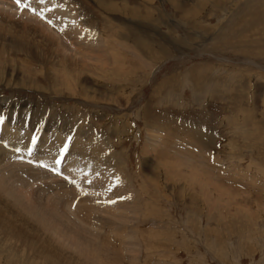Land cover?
I'll return each mask as SVG.
<instances>
[{
    "label": "rangeland",
    "instance_id": "1",
    "mask_svg": "<svg viewBox=\"0 0 264 264\" xmlns=\"http://www.w3.org/2000/svg\"><path fill=\"white\" fill-rule=\"evenodd\" d=\"M17 1L0 0V11L4 10L3 13L2 11L0 13V16L2 14L0 20L2 22H0V25H2L0 26L2 34H0L2 36L7 35L5 34L7 33L6 29L10 28L8 27L9 24L7 22L5 24L2 20L3 16L6 19L14 16L10 20L15 18L13 20L15 23L21 21L20 23H16L17 25H14L13 21H11L13 24L11 26L15 29L18 28V25H22L24 19L32 22L38 18L36 22H32L33 26H35L34 24L41 25H38V27L42 29L43 27L46 28V31L51 36L53 34V37L55 36L54 38L56 39L63 37L61 34L63 30L61 28L57 29V25H54L52 22V26L42 23L44 11L36 10L42 7L31 5L32 0H19L20 3ZM116 1L119 2L120 0H115L114 2ZM141 1L126 0L125 3L130 8L142 9L143 12H138V16L144 17L145 4ZM189 1L192 0H148L149 4L146 7L149 12H146V15L153 14L152 16L150 15V19L154 20L152 22L150 19L144 22L132 19L129 16L102 13L91 0L75 1L83 9L86 8L88 10V14L96 23L97 20L99 23L104 21L107 24L108 22H113V24L116 22L121 26L119 27L120 29L118 28L119 33H126L130 41L133 40L137 43L146 41V45L150 48L152 47L151 50L149 48L150 51H148L149 54L146 58L132 55V52L128 53L129 51L127 52V50L125 52L131 56H126V58L124 55H121L110 59V55L104 53L103 57L105 56V59L108 60L107 65L103 67L106 70L105 72L94 69L93 71L92 68L96 64L91 63L92 61H87L86 63L89 66L83 68L80 80L75 82L76 86H74V83L72 86L69 84L67 88H53L50 86L52 85L49 81L51 76L53 77L56 72L58 74L62 69L58 66L57 60L50 59L51 56L48 60H52L53 66L57 67L51 66L52 68L50 67V70L45 72L46 69L42 67L41 63L38 62L37 64V61L32 58L28 60L26 58L28 56L22 52L9 56V61L6 60L7 54L0 53V55H5L0 58V113H2L0 114V156L4 151L9 154L12 153L10 154L11 157L8 153H6L7 155L4 153L0 157V168L3 170L6 167L7 172H9V169L13 167L14 172L18 176L12 174L13 170H11L12 173L9 172L11 176H15L16 179L21 177L16 182H13L15 179H11V176L7 180L6 175L8 173L4 169L3 171L6 175L4 172L2 173L6 176L5 182L9 183V185L15 183L14 186L11 185L17 188L19 184H22V182H18L22 178H25L23 179L24 184L19 186V188L24 186L21 191L22 193L23 191L26 193L29 190V192L36 193L37 196L40 194L44 200H41L42 198L38 196L41 200L39 202L44 205L46 202L48 204L51 200L53 202L56 200V203L53 204L51 201V204L57 205V208L59 207L57 211L64 210L65 214L78 223L79 221L74 217L73 211L78 208L79 202L81 204L83 201V206L82 204V207L79 206L80 209H83L82 215L88 214V205H90L91 209H96L98 206L100 212H97L96 209L98 217L100 216V219L109 222L107 225L103 221H100L102 229H95V226L91 227L90 225L87 227L88 225L85 222L84 224L79 223L83 228H88V232L99 235L98 243L103 244L101 245L103 251H110L96 253L97 259L101 256L99 261L96 258L90 261L86 259L88 257L81 258L77 251H74L68 245L67 248L70 249L67 250L59 246L56 248H60L58 250L62 255L57 258L63 262L61 261L60 263L59 260H55L51 264H264V28L262 30L263 33L261 31L258 35L254 34L253 36L251 35L255 33L253 32L254 29L243 33L244 29H246L244 26L240 30L236 27L232 28L234 20H238L239 22H247L249 20V26L253 28L257 27V25L259 28L264 27V18L262 16L264 15V0H225L226 2L222 0L215 5V8L206 6L201 11H198L196 15H192L191 11L193 7L189 5ZM174 2L180 6L183 4L182 7L186 10L185 14H188V16H185V14L184 16L181 15L174 8ZM7 4L11 8H8ZM11 4H13V8ZM53 4L55 5V3ZM46 5L49 6L48 3ZM251 7H254V9L252 10ZM24 9L27 11H23ZM228 9L230 10L228 11ZM245 9L249 12L247 13V10L245 12ZM11 11L14 12L11 13ZM22 11L27 12L29 15L22 13ZM251 11H257L259 15ZM159 12H162V14L158 17L156 14ZM16 13L20 15L18 14L17 16ZM249 13H251V16H249ZM171 14L180 19H173ZM16 17L18 18L16 19ZM5 18L4 20H6ZM109 19L112 20L109 21ZM257 20L260 21L258 22ZM3 24L6 26L4 27ZM152 24H155L157 27L155 25L152 27ZM187 24H190V27ZM224 25L226 27L229 25L227 28L232 27L230 30H227ZM222 26L224 27L222 28ZM13 27H11V31L15 30ZM101 27L104 28L105 26ZM105 29L106 36L109 35L108 38H110V33L107 31V28ZM225 30H227L226 33ZM216 34H220V36L213 39ZM95 35V37L91 36V38L89 36L88 38V42L92 43L90 46H98L101 50H104L101 40H107L102 38V35L99 37L97 36L98 34L95 33ZM131 36L132 38L135 36V39H131ZM9 37L11 35H8L6 39L1 38L3 41L4 39L7 41ZM1 38L0 41L2 40ZM243 42H245L244 49L241 50L239 47L233 48L237 43ZM68 43V39L66 38L65 44L67 45ZM87 45L88 43H85V46ZM249 45L252 47H249ZM90 46L88 45L87 47ZM128 48L130 47L128 46ZM121 49L124 48L121 47ZM153 49L156 51H153ZM72 53L74 52L68 51L64 57L69 59V61H73V63L74 60L80 63L82 60H79L77 57L73 58L74 60H70L73 56ZM253 56L257 57L254 58ZM246 60L248 62L250 60L253 61L254 65L251 64V66ZM18 61L24 65H16ZM146 63L151 66L149 67L148 65L146 67ZM91 64L94 65L90 66ZM256 66L262 69V71H258L255 68ZM100 67L98 66V68ZM13 71H18V74L13 75ZM28 74H30L29 77L33 80L31 84L25 85L26 87H22V84H20L21 86H14L13 83L17 85L20 83L19 79L21 77L24 78ZM48 74H50V79L47 76ZM163 80L164 82H162ZM80 81L83 86H80ZM79 87L82 88L80 89ZM4 107H6L7 111ZM76 131H80L81 135ZM82 135L87 136V138ZM2 147L3 150L1 149ZM100 147L103 148L104 152H101ZM84 148L86 150H83ZM12 151L15 153L13 154ZM92 153L95 157L93 155L91 157ZM102 153L103 155H101ZM104 155L106 156L104 157L105 159L102 158ZM89 158L93 161L96 160L91 162ZM76 159L77 162H74ZM106 159L107 161H105ZM110 159L113 162H110ZM80 160L85 163L89 162V165L86 167L87 163L83 165ZM115 160L116 162L120 161L116 164L117 166L120 165L118 166L120 169L127 168L124 173L126 183H129V186L126 183L125 185L124 183L123 185L120 184V182L124 181V176L120 170L117 171L115 179L109 176L112 171V175L115 174ZM3 161L6 164L9 161L13 165L11 163L10 165L9 163L6 165ZM32 161H35L34 166ZM78 162L82 168L78 165ZM67 163H70V168ZM1 164H4L3 167H5H1ZM106 164L109 167L105 168ZM16 165H18L19 171L22 169L21 167L25 166L24 168L27 170L25 171L24 169V171L26 173H23V169L22 172H19ZM75 165L79 166L77 167L78 170ZM8 166L11 168H8ZM83 166L85 167L83 168ZM28 167L31 169L28 170ZM64 167L65 169H63ZM97 167L99 169H96ZM193 167L196 170H193ZM92 169L93 172L96 171L94 172L95 174H90V172L92 173ZM63 170L65 172H62ZM102 171L103 174H101ZM202 171L203 173L208 172L212 174L210 183L214 184V186H210L207 182L203 181L202 184L198 183L202 179L205 180L201 174ZM35 172H41L47 178L51 176L53 181L55 179L56 183L54 181V187H52L53 184L51 182L53 181L50 180L51 178L47 179L50 182H45L47 184L48 182L50 183L47 188V193L50 195L44 193L47 191L46 188H43L46 185L43 183L46 177H42L43 179L38 178L41 177L39 176L41 173L39 175L36 174V176ZM97 172L99 173L97 174ZM192 172L201 174L199 177L198 174L196 176L199 179H195V175ZM126 173L128 176H126ZM29 174H32L33 177L36 176V179L27 180L28 177H32ZM48 174H50L49 177ZM106 176L111 179H107ZM75 177H79L77 180L83 179V184L81 181L83 187L80 183L77 185V181L73 182ZM37 179L41 180L36 182ZM104 179H110L112 182L115 180L114 183L119 185L117 188L119 192L117 197L119 199L117 197H110L109 189H112L111 182L109 183ZM9 180L11 181L9 182ZM26 181L30 182L25 185ZM32 181L35 182V184L33 183V187L31 186ZM40 182V185L43 184L42 187H39L41 190L37 188ZM6 183L4 184L6 185ZM95 183H97V186H94ZM29 184H31L32 188L30 187L31 189L27 190ZM85 184L87 185L86 187ZM106 185L107 187H105ZM13 187L10 188L9 186L10 189H13ZM57 187L58 189H56ZM9 188L8 190H10ZM114 188L113 186L111 192ZM120 188H122V191ZM62 189L63 191H61ZM35 190L36 192H34ZM57 190L61 192H57ZM132 190H135L134 194H137L133 195ZM7 191L3 192L0 188V208L2 206L0 210L5 211H2L3 214L0 211L1 217L5 221L6 218H9V220L13 219L14 221H10L14 227L16 226L14 232L19 234L21 229L28 227H21V223H24V221L20 219L19 223H14L17 218L7 213L5 206H9L13 211L17 210L21 214L24 213L23 217L27 213L28 215L25 218L29 217L33 221L35 219L30 217L31 215L19 205L18 201H21V199L19 200V191L15 193V190L14 192L10 190L13 192L12 194H16L14 195L18 201L14 200L16 197H13V195L11 196L12 198L10 196L7 197L6 194H11V192L9 194ZM37 191L42 192L38 193ZM105 192H107L106 195L112 201L109 200L108 202V199L105 200L107 196L103 199ZM120 192H123L124 197L126 196L125 199L129 198L132 201L134 199L139 214H134L133 211L127 210L124 212L126 215L123 214L122 216L121 213V216L118 217L120 215L118 214L120 212L118 205L121 206L120 202L124 198ZM57 194L60 195L58 196ZM96 195L97 201L99 200L100 203H97ZM24 196L25 194H20V198L23 201ZM47 197L50 201L46 200ZM10 198L11 201L14 198L12 204ZM36 200L38 201L39 199ZM115 201L118 203L114 207ZM14 202L17 203L15 204L17 206L14 205ZM106 202L109 204L107 205ZM12 205L14 206L12 207ZM58 205L63 207H61L62 210ZM99 205L103 207L101 208L102 210L105 206L104 212L105 210L107 212L103 213ZM107 206L113 209L114 212L110 210L111 213ZM118 208L119 212H117ZM53 209L56 210V208ZM52 211L57 213V211ZM127 212H131L128 214L129 216H127ZM107 213L109 215L108 220H106L107 216L105 215ZM115 213L116 215H111ZM132 213L133 215L130 216ZM100 214L106 217L103 216L104 218H101ZM124 216L133 217V221L129 218H125V221L123 219ZM28 223L31 224V222ZM91 224H93L92 221ZM111 224L116 227L119 225L116 228L117 232L113 234L111 233ZM126 231H129L128 234H126ZM23 236L25 237V235ZM42 238L45 241L48 239L46 235L38 237V234L31 239L34 242L33 244H36ZM127 238L131 240H129L130 245L127 243ZM26 241L28 240L25 238L18 239L12 233L0 230V264H47L45 255L37 253L36 250H29L25 245L28 244ZM54 242L56 241L54 240ZM121 242H124V245H128L123 246ZM131 245L132 247L135 245L133 249L130 247ZM90 253V256L94 255V252L90 251ZM64 254L66 255L64 256ZM76 256L79 257L76 258ZM67 257H71L72 261H68ZM65 258H67V261H65ZM83 258H85L86 262L88 260V263Z\"/></svg>",
    "mask_w": 264,
    "mask_h": 264
},
{
    "label": "bare ground",
    "instance_id": "2",
    "mask_svg": "<svg viewBox=\"0 0 264 264\" xmlns=\"http://www.w3.org/2000/svg\"><path fill=\"white\" fill-rule=\"evenodd\" d=\"M4 1V0H3ZM15 1V0H14ZM23 1H26V0H23ZM77 2V0H52V2H51V0H32V2H31V5H33V6H35V7H42L41 9L39 8H35L36 10H42V11H44V20L42 21V23H46V25H49V26H52V24H51V22L54 24V25H57V29L58 28H61L63 31H62V35H63V37L62 38H54L53 37V34H52V36H51V34L50 33H48V31H46V28H44L43 26V29L40 27H38V25L37 24H34L35 26H33V24H32V22L34 23V22H36V20L38 19H36L35 21L33 20L32 22L31 21H29V20H25L24 18V22H22V25H18V28H14L13 26H11V24L13 23L14 25H17L16 23H20L21 21H18V20H16V21H18V22H16L15 23V21H13V20H10V18L12 19L14 16H10V14H9V16L10 17H8L9 19H6L4 16H3V18H2V20L4 21V23L6 24V22L9 24V26L8 27H10V28H8V29H6V32L7 33H5V34H7V35H5V36H2L1 34V32L2 31H0V35H1V37L2 38H7L8 37V35H11V37H9V40H7V41H5V39H4V41H3V39L0 41V42H3V43H0V53L1 54H7V56H6V60L7 61H9V59H8V57L9 56H11V55H16V53H18V52H22V53H24L26 56H28V57H26L28 60H31L30 58H32V59H34L35 61H37V64H38V62L39 63H41L42 64V67H44L46 70H45V72H48V70H50V67L52 66V67H57V66H53L54 64L53 63H51L52 62V60L51 61H49L48 59H49V57H50V59L52 58V59H54V60H57V63L59 64L58 66H60L62 69L60 70V72L57 74V72L55 73V75H53L52 73V75H53V77L51 76V79H50V74H48L47 76H48V78L50 79L49 81H50V83L52 84V85H54V86H52V85H50L51 87H63V88H67L68 86H69V84H71V86L73 85V83H74V86H76V83L75 82H78V80H80V77H81V74H83V68H86V66H89V65H87V61H92L91 63H95L96 64V66L94 65V67L92 68V70L94 69V70H101V71H106L103 67H104V65H107V62H108V60L107 59H105V56L103 57V54L104 53H106V54H108V55H110V59L112 58H115V57H117V56H121V55H124V57L126 58V56H131V55H128V53H131L132 52V55H135V56H137V57H140V56H142V57H147V55L149 54V52L148 51H150L151 50V48L148 46V45H146V41H142V42H140V43H137L136 41L134 42L133 40L132 41H130L129 40V36H128V38H127V36H126V33H119V31H118V28L119 27H121L119 24H117L116 22H115V24H113V22L112 23H110V22H108V24L107 23H105L104 21H101L102 23H99L98 22V20H97V23H96V21L94 20V19H92V17L88 14V10L86 9V8H82V6L79 4V3H76ZM93 3H94V5L99 9V10H101V12L102 13H107V14H119V15H121V16H129V17H131L132 19H136V20H141V21H144V22H147V20H149L150 19V17L153 15H146V12H149V11H147L148 9H147V4H149L147 1L148 0H140L141 2H143L145 5H144V12H145V16L144 17H140V16H138V12L139 13H141V12H143V10L142 9H140V8H130V7H128V4L127 3H125V1H119V2H114L115 0H91ZM129 1V0H128ZM138 1V0H137ZM163 1V0H162ZM220 1H222V0H192V1H189V5H191L193 8V10L191 11L192 12V15H196L197 13H198V11H201L202 9H204L206 6H211V7H213V8H215V5L216 4H218ZM225 1V0H224ZM18 2V1H17ZM147 2V3H146ZM152 2H154V1H152ZM156 2V1H155ZM226 2V1H225ZM2 3H4V2H2ZM1 3V4H2ZM10 3H11V1H10ZM10 3H8V4H10ZM20 3V2H19ZM46 3H48L49 4V6L48 5H46ZM53 3H55V5L53 4ZM142 3V4H143ZM168 3V2H167ZM7 4V5H8ZM130 4V3H129ZM158 4V3H157ZM159 4H161V3H159ZM225 4V3H224ZM13 4H11V6H12ZM23 5V4H22ZM154 5H155V3H154ZM162 5V4H161ZM171 5V4H170ZM183 5V4H182ZM182 5L180 6V5H178L176 2H174V8L177 10V11H179L180 13H181V15H183L184 16V14H185V11L186 10H184V8L182 7ZM221 5H222V3H221ZM2 6V5H1ZM6 6V5H5ZM9 6V7H8ZM8 6H6V7H8V8H11L10 7V5H8ZM15 6V5H14ZM136 6V5H135ZM166 6V5H165ZM251 6H253V5H251ZM140 7V6H139ZM151 7V6H150ZM156 7H157V5H156ZM159 7H160V5H159ZM164 7V6H163ZM240 7V6H239ZM255 7V6H254ZM254 7L252 8V10L254 9ZM12 8H13V6H12ZM27 8V7H26ZM173 8V10H175ZM225 8V7H224ZM249 8V7H248ZM152 9V8H151ZM151 9H150V11H151ZM159 9V8H158ZM166 9H168V8H166ZM208 9H209V7H208ZM219 9H220V7H219ZM223 9V8H222ZM243 9V8H242ZM29 10V9H28ZM169 10V9H168ZM171 10V9H170ZM209 10H211V9H209ZM209 10H207V11H209ZM213 10V9H212ZM230 9H228V11H229ZM234 10V9H233ZM246 10L247 9H245V12H246ZM261 10V9H260ZM2 11V10H1ZM1 11H0V13H1ZM4 11V10H3ZM3 11H2V13H3ZM17 12H18V10H16ZM23 11H27V10H23ZM22 11V13H25V12H23ZM42 11H40V12H42ZM218 11V10H217ZM226 11V10H225ZM232 11V10H231ZM238 11H239V9H238ZM241 11V10H240ZM264 11V10H263ZM6 12V11H5ZM12 12H14V11H11V13ZM28 12H30V11H28ZM36 13H37V11H35ZM167 12H169V11H167ZM189 12V11H188ZM249 11L247 10V13H248ZM251 12H254V11H251ZM260 12H262V11H260ZM259 12V13H260ZM39 13V12H38ZM95 13V12H94ZM99 13H100V11H99ZM166 13V12H165ZM238 13V12H237ZM255 14H258L257 13V11L256 12H254ZM17 14V13H16ZM15 14V15H16ZM19 14V13H18ZM18 14H17V16H18ZM25 14H27V12L25 13ZM160 14H162V12H159L158 14H156V15H158V17L160 16ZM225 14V13H224ZM230 14V13H229ZM233 14V13H232ZM242 14V13H241ZM250 15L249 16H251V13H249ZM20 15V14H19ZM24 15V14H23ZM27 15H29V14H27ZM164 15V14H163ZM175 15H176V13H175ZM231 15V14H230ZM235 15V14H234ZM238 15H240V13H238ZM246 15V14H245ZM259 15V14H258ZM32 16H34V15H32ZM120 16V17H121ZM142 16V15H141ZM165 16V15H164ZM163 16V17H164ZM171 16H172V14H171ZM174 16V15H173ZM172 16V18L173 19H175L176 17L174 16L173 17ZM185 16H188V14H185ZM225 16V15H224ZM224 16H223V18H224ZM241 16V15H240ZM248 16V15H247ZM246 16V17H247ZM248 16V17H249ZM263 16V18H264V15H262ZM1 17H2V14H1V16H0V20H1ZM22 17V16H21ZM24 17H26V15H24ZM93 17H94V15H93ZM163 17H162V19H163ZM235 17V16H234ZM246 17H242V18H246ZM4 18L6 19V20H4ZM18 17H16V19H17ZM102 18V17H101ZM165 18V17H164ZM187 18V17H186ZM226 18V17H225ZM233 18V17H232ZM236 18H238L237 16H236ZM42 19V18H41ZM98 19V18H97ZM103 19H105V18H103ZM159 19V18H158ZM157 19V20H158ZM177 20L178 19H180V18H176ZM182 19V18H181ZM227 19V18H226ZM251 19V21H252V18H250ZM10 20V21H9ZM51 20V21H50ZM112 19H109V21H111ZM115 20V19H114ZM151 20V19H150ZM169 20V19H168ZM184 20V19H183ZM191 20V19H190ZM190 20H188V21H190ZM193 20V19H192ZM198 20V19H197ZM220 20V19H219ZM229 20V19H228ZM261 20V19H260ZM259 20V21H260ZM11 21H13L12 23H11ZM152 21H154V20H151V22ZM165 21V20H164ZM175 21V20H174ZM236 20H234L233 22V27L232 28H234V27H236V28H238V30H240V28L242 27V26H244L246 29H244V31H243V33L245 32V33H247L248 31H251V30H253V32H255V33H253L251 36H253L254 34H256V35H258L259 33H261V31L263 30V28L264 27H261V28H259L258 27V25H257V27H255V28H253V27H250L249 26V23H248V21L247 22H239L238 20L235 22ZM258 21V20H257ZM258 21V22H259ZM1 22V21H0ZM138 22H140V21H138ZM181 22V21H180ZM220 22V21H219ZM224 22V21H223ZM222 22V23H223ZM228 22V21H227ZM252 22H254V21H252ZM258 22H256L257 24H259ZM2 23V22H1ZM0 23V24H1ZM121 23H122V20H121ZM120 23V24H121ZM126 23V22H125ZM124 23V24H125ZM143 23V22H142ZM169 23V22H168ZM175 23V22H174ZM173 23V24H174ZM187 23V22H186ZM189 23V22H188ZM192 23V22H191ZM221 23V24H222ZM225 23V22H224ZM229 24H230V22H228ZM255 23V24H256ZM261 23V22H260ZM263 23V22H262ZM12 24V25H13ZM40 24H41V22H40ZM104 24V25H103ZM134 24V23H133ZM145 24V23H144ZM156 24V23H155ZM154 24V25H155ZM159 24V23H158ZM218 24V23H217ZM216 24V25H217ZM221 24H220V26H221ZM250 24H253V23H250ZM45 24H44V26H46ZM119 25V26H118ZM127 25V24H126ZM153 25V24H152ZM151 25V26H152ZM154 25L152 26V27H154ZM176 25V24H175ZM188 25V24H187ZM186 25V26H187ZM190 25V24H189ZM188 25V26H189ZM194 25V24H193ZM0 26H2V25H0ZM3 26H4V24H3ZM6 26V25H5ZM4 26V27H5ZM39 26H41V25H39ZM101 26H105L104 28H102ZM122 26H123V24H122ZM128 26V25H127ZM126 26V27H127ZM131 26H132V24H131ZM156 26V25H155ZM183 26V25H182ZM218 26V25H217ZM225 26V25H224ZM224 26H222V28L224 27ZM260 26V25H259ZM4 27H3V29H4ZM11 27H13L15 30L14 31H11L12 30V28ZM101 27V28H100ZM142 27V26H141ZM146 27V26H145ZM149 27V26H148ZM157 27V26H156ZM159 27V26H158ZM173 27H176V26H173ZM190 27V26H189ZM226 27V26H225ZM227 27H229V25L227 26ZM226 27V28H227ZM230 27V28H231ZM105 28H107V31L110 33V38H108V36H106V34H105ZM123 28H125V27H123ZM164 28V27H163ZM170 28V27H169ZM220 28V27H219ZM230 28H227V30L229 29L230 30ZM10 29V30H9ZM120 29V28H119ZM150 29V28H149ZM100 32H99V31ZM123 30V29H122ZM128 30V29H127ZM224 30V29H223ZM227 30H225V33L227 32ZM232 30V29H231ZM61 31V30H60ZM130 31H131V29H130ZM153 31V30H152ZM168 31V30H167ZM172 31V30H171ZM170 31V32H171ZM221 31V30H220ZM236 31H237V29H236ZM4 32V31H3ZM54 32V31H53ZM154 32H156V30H154ZM173 32V31H172ZM212 32V31H211ZM210 32V33H211ZM233 32V31H232ZM234 32H235V30H234ZM239 32V31H238ZM95 33L96 34H98L97 36L99 37L100 35H102V38H104L105 40H107V41H102L101 40V42L103 43V48H104V50L102 51L101 49H100V47H98V46H95V47H93V46H90V44H92V43H89L88 42V38H89V36L91 37V36H96L95 35ZM215 33V32H214ZM220 33H222V32H220ZM224 33V34H225ZM240 33V32H239ZM242 33V34H243ZM262 33H263V31H262ZM60 34V35H61ZM125 34V35H124ZM223 34V35H224ZM228 34V33H227ZM4 35V34H3ZM61 35V36H62ZM123 35H124V37H123ZM143 35V34H142ZM222 35V37H224ZM226 35V34H225ZM229 35V34H228ZM234 35V34H233ZM240 35V34H239ZM264 35V34H263ZM146 36V35H145ZM202 36V35H201ZM220 36V34L218 35V34H216L214 37H213V39H215V38H217V37H219ZM241 36V35H240ZM135 37V36H134ZM133 37V38H134ZM146 37H148V36H146ZM210 37H211V35H210ZM226 37V36H225ZM232 37V36H231ZM237 37H239L238 35H237ZM259 37V36H258ZM66 38L68 39V44L66 45L65 43H66ZM92 38V37H91ZM91 38H90V42H91ZM132 38V36H131V39H133ZM174 38V37H173ZM233 38H234V36H233ZM232 38V39H233ZM240 38V37H239ZM243 38V37H242ZM257 38V37H256ZM65 42H63L62 40ZM94 39V38H93ZM98 39V38H97ZM135 39V38H134ZM136 39H137V37H136ZM177 39V38H176ZM175 39V40H176ZM225 39V38H224ZM235 39V38H234ZM211 40V39H210ZM209 40V41H210ZM219 40H221V39H219ZM218 40V41H219ZM24 41V42H23ZM97 41V40H96ZM131 43H130V42ZM141 41V40H140ZM226 41V40H225ZM231 41V40H230ZM255 41V40H254ZM253 41V42H254ZM261 41V40H260ZM99 43H100V41H98ZM208 42V41H207ZM222 42V41H221ZM227 42H229V41H227ZM240 42V41H239ZM242 42V41H241ZM245 42H246V40H245ZM245 42H243V43H237V45H235L233 48H236V47H239V48H241V50L242 49H244V47H245V45H244V43ZM6 43V44H5ZM85 43H88V45L90 46V47H87V46H85ZM97 43V42H96ZM150 43V42H149ZM249 43V42H248ZM257 43V42H256ZM261 43V42H260ZM5 44V45H4ZM93 44H94V42H93ZM131 44V45H130ZM151 44V43H150ZM236 44V43H235ZM130 47V48H128V46ZM180 45V44H179ZM234 45V44H233ZM68 46V47H67ZM102 46V45H101ZM118 46H121V47H123L124 49H121V47H119L118 48ZM257 46H258V44H257ZM263 46V45H262ZM154 47V46H153ZM157 47V46H156ZM247 47V46H246ZM249 47H252V46H250L249 45ZM149 48H150V50H149ZM254 48V47H253ZM256 48V47H255ZM74 49V50H73ZM194 49V48H193ZM125 50H127V52L128 53H126L125 52ZM160 50V49H159ZM162 50V49H161ZM234 50V49H233ZM68 51H71V52H74V53H72L73 54V56H72V59L70 58V60H74L76 57L79 59V60H82V61H80V63H79V61L78 62H76V60H74V63H73V61H69V59H66V57H64V55H66V53L68 52ZM153 51H156V50H154L153 49ZM100 52H102V53H100ZM234 52V51H233ZM239 53H240V51H238ZM151 53V52H150ZM161 53H162V51H161ZM237 53V52H236ZM243 53L246 55V53L243 51ZM249 53V52H248ZM247 53V54H248ZM71 54V53H70ZM155 54V53H154ZM5 55H0L1 57L0 58H2L3 56H5ZM150 55H152V54H150ZM164 55H165V53H164ZM237 55V54H236ZM250 55V54H249ZM253 55V54H252ZM71 56V55H70ZM155 56V55H154ZM248 56V55H247ZM251 56V55H250ZM94 57V58H93ZM249 57V56H248ZM254 57V56H253ZM255 57H257V56H255ZM254 57V58H255ZM74 58V59H73ZM108 58V57H107ZM152 58V57H151ZM150 58V59H151ZM155 58H157V57H155ZM250 58V57H249ZM141 59H143V58H141ZM18 60V59H17ZM53 60V61H54ZM124 60V59H123ZM122 60V61H123ZM145 60V59H144ZM147 60H148V58H147ZM264 60V59H263ZM10 61H11V59H10ZM146 61V60H145ZM151 61H153L152 59H151ZM261 61V60H260ZM118 62V61H117ZM246 62H248L247 60H246ZM10 63V62H9ZM8 63V64H9ZM36 63V62H35ZM57 63H55V64H57ZM224 63V62H223ZM248 63H250V65L251 64H253L254 65V63H253V61H251L250 60V62H248ZM4 64V63H3ZM18 64H22V65H24L23 63H20V61H18V63L16 64V65H18ZM32 64V63H31ZM34 64V63H33ZM109 64V63H108ZM147 64V63H146ZM6 65V64H5ZM19 65V66H20ZM28 65V64H27ZM36 65V64H35ZM40 65V64H39ZM92 64L90 65V66H93ZM122 65V64H121ZM149 64H147L146 65V67L148 66ZM227 65H228V63H227ZM29 66V65H28ZM32 66V65H31ZM98 66L100 67V68H98ZM151 65H149V67H150ZM252 66V65H251ZM51 67V68H52ZM17 68V67H16ZM16 68H15V70H16ZM19 68V67H18ZM255 68H257V70L258 71H262V69H260L259 67H255ZM19 70V69H18ZM91 70V69H90ZM93 70V71H94ZM1 71V70H0ZM41 71H42V69H41ZM44 71V70H43ZM5 72V71H4ZM45 72H43V73H45ZM51 72V71H50ZM94 73V72H93ZM96 73H98V72H96ZM100 73V72H99ZM4 74V73H3ZM2 74V75H3ZM13 75H16V74H18V71L17 72H15V71H13V73H12ZM105 74V73H104ZM231 74V73H230ZM261 74V73H260ZM8 75V74H7ZM29 75L30 74H28L27 76H25L24 78L23 77H21L20 79H19V82L20 83H18L17 85H15V83H13L14 84V86H21L20 84H22V87H24L25 85H29V84H31L32 82H33V80L29 77ZM43 75V74H42ZM101 75V74H100ZM12 76V75H11ZM93 76V75H92ZM104 76V75H103ZM2 77V76H1ZM96 78V77H95ZM9 79V78H8ZM5 82V81H4ZM9 82V81H8ZM13 82H14V80H13ZM162 82H164V80L162 81ZM1 84V83H0ZM34 84V83H33ZM80 86H83V84H82V82L80 81ZM26 87V86H25ZM71 88V87H70ZM77 88V87H76ZM80 89L82 88V87H79ZM240 88V87H239ZM17 89V88H16ZM31 89V88H30ZM78 89V88H77ZM241 89V88H240ZM82 90H84V89H82ZM237 90V89H236ZM243 90H245V89H243ZM79 91V90H78ZM75 92H77V91H75ZM238 92H240V91H238ZM80 94V93H79ZM235 95V94H234ZM82 97V96H81ZM84 97V96H83ZM94 97V96H93ZM86 98H87V96H86ZM97 98V97H96ZM94 99V98H93ZM100 99V98H99ZM101 102V101H100ZM7 104V103H6ZM19 104V103H18ZM4 105V104H3ZM14 105V104H13ZM21 105V104H20ZM11 106H12V104H11ZM187 107V106H186ZM27 108V107H26ZM4 109H6V107H4ZM17 109V108H16ZM14 110V109H13ZM20 110V109H19ZM2 111V110H1ZM6 111H7V109H6ZM5 112V111H4ZM6 113V112H5ZM15 113V112H14ZM42 113V112H41ZM0 114H2V113H0ZM13 114V113H12ZM43 115V114H42ZM59 116V115H58ZM3 117V116H2ZM60 117V116H59ZM52 118V117H51ZM63 120V119H62ZM33 121V120H32ZM40 121V120H39ZM233 121V120H232ZM10 124V123H9ZM71 124V123H70ZM18 125V124H17ZM69 125V124H68ZM233 125V124H232ZM22 126V125H21ZM33 126V125H32ZM50 126V125H49ZM71 126V125H70ZM75 127V126H74ZM17 129H18V127H17ZM80 129V128H79ZM84 128L82 127V130H83ZM64 130V129H63ZM87 130H88V128H87ZM56 131V130H55ZM71 131V130H70ZM73 131V130H72ZM84 131V130H83ZM77 133H79L78 131H76ZM84 133H86V132H84ZM83 133V134H84ZM92 133V132H91ZM12 134V133H11ZM17 134H18V132H17ZM20 134V133H19ZM80 135H81V133H79ZM5 135V134H4ZM30 135H31V133H30ZM86 135V134H85ZM85 135H82L83 137H85ZM92 135V134H91ZM90 135V136H91ZM54 136V135H53ZM56 136V135H55ZM58 136V135H57ZM60 136V135H59ZM67 136V135H66ZM89 136V135H88ZM64 137V136H63ZM153 137V136H152ZM82 138V137H81ZM85 138H87V136L85 137ZM84 138V139H85ZM94 138V137H93ZM20 139V138H19ZM83 139V140H84ZM57 140V139H56ZM3 141V140H2ZM30 141V140H29ZM86 141H87V139H86ZM9 142V141H8ZM32 142V141H31ZM48 142H49V140H48ZM153 142V141H152ZM79 143V142H78ZM80 143H81V141H80ZM90 143V142H89ZM77 144V143H76ZM98 144H99V142H98ZM260 144H262V143H260ZM12 145V144H11ZM25 145V144H24ZM155 145V144H154ZM1 146V145H0ZM147 146V145H146ZM13 147V146H12ZM87 147V146H86ZM85 147V148H86ZM98 147V146H97ZM57 148V147H56ZM55 148V149H56ZM78 148V147H77ZM82 148V147H81ZM83 149V150H86V149ZM88 148V147H87ZM101 148V147H100ZM145 148V147H144ZM147 148V147H146ZM2 150H3V147L1 148ZM61 149V148H60ZM79 149V148H78ZM103 148H101V152H104V150H102ZM100 150V149H99ZM24 151V150H23ZM1 152V151H0ZM3 152V151H2ZM13 152V154L15 153L14 151H12ZM82 152V151H81ZM86 152H88V151H86ZM85 152V153H86ZM4 153L6 154V153H8V152H5L4 151ZM3 153V154H4ZM45 153V152H44ZM63 153H64V151H63ZM76 153V152H75ZM2 154V153H1ZM2 154V155H3ZM9 154V153H8ZM10 154H12V153H10ZM10 154H9V156H10ZM18 154V153H17ZM88 154V153H87ZM1 155V156H2ZM7 155V154H6ZM5 155V156H6ZM46 155V154H45ZM92 155H93V157H95L94 156V154L92 153L91 154V157H92ZM101 155H103V153L101 154ZM0 156V157H1ZM8 156V157H9ZM52 156V155H51ZM99 156H100V154H99ZM11 157V156H10ZM9 157V158H10ZM104 157H106L105 155L104 156H102V158H104ZM7 158V157H6ZM5 158V159H6ZM14 158H15V156H14ZM21 158V157H20ZM44 158V157H43ZM97 158V157H96ZM12 159H13V157H12ZM22 159V158H21ZM21 159H19V160H21ZM51 160H52V158H50ZM90 159V158H89ZM101 159V158H100ZM100 159H98L99 161H100ZM105 159V158H104ZM9 160H11V159H9ZM18 160V159H17ZM26 160V159H25ZM31 160H33V159H31ZM35 160H37V159H35ZM39 160V159H38ZM67 160V159H66ZM78 160H79V158H78ZM84 160V159H83ZM88 160V159H87ZM86 160V161H87ZM91 160V159H90ZM96 160V159H95ZM94 160V161H95ZM97 160V161H98ZM2 161V160H1ZM13 161V160H12ZM15 161V160H14ZM23 161V160H22ZM43 161H44V159H43ZM55 161V160H54ZM53 161V162H54ZM80 161H82V160H80ZM85 161V160H84ZM93 160H91V162H92ZM93 161V162H94ZM98 161V162H99ZM105 161H107V159L105 160ZM4 163H5V161H3ZM8 163H9V161H7ZM16 162V161H15ZM21 162V161H20ZM24 162V161H23ZM28 162H30V161H28ZM33 162V166H34V162L35 161H32ZM38 162V161H37ZM67 162H69V161H67ZM72 162V161H71ZM74 162H77V159H76V161H74ZM110 162H113V160L112 159H110ZM120 162V161H119ZM119 162H116V160L114 161V175H112V172L109 174V176H111L113 179H115V176H117V171H119L120 170V172L122 173V175L124 176V181L123 182H120V184H122L123 185V183H124V185H125V183L127 182L126 181V177H125V170H127V168L125 169H120L118 166H120V165H116L117 163H119ZM7 163V164H8ZM11 163V162H10ZM10 163H9V165H10ZM14 163V162H13ZM27 163V162H26ZM49 163H50V161H49ZM83 165H85L86 163H87V165H86V167L89 165L88 163L89 162H81ZM85 163V164H84ZM100 163V162H99ZM103 163H104V161H103ZM6 164V163H5ZM6 164V165H7ZM17 164V163H16ZM51 164V163H50ZM49 164V165H50ZM55 164V163H54ZM54 164H53V167H54ZM68 164V167L70 166V163H67ZM105 164V163H104ZM3 165L4 164H1V167H3ZM11 165H13L12 163H11ZM15 165V164H14ZM18 165H20V164H18ZM18 165H16L17 166V170H18ZM22 165H25V164H22ZM29 165V164H28ZM31 165V164H30ZM39 165H40V163H39ZM78 165H80L79 164V162H78ZM78 165H75L76 166V168L77 167H79ZM107 165V164H106ZM122 165H123V163H122ZM122 165H121V167H122ZM32 166V167H33ZM45 166V165H44ZM56 166V165H55ZM65 166V165H64ZM91 166H92V164H91ZM95 166V165H94ZM105 166V165H104ZM117 166V167H116ZM5 167V166H4ZM3 167V168H4ZM21 167V166H20ZM25 167V166H24ZM24 167H21L22 169H23V171H24ZM71 167V166H70ZM69 167V168H70ZM80 167L82 168V166L80 165ZM85 166H83V168H84ZM90 167V166H89ZM96 167V166H95ZM106 167H109L108 165L107 166H105V168ZM124 167H125V165H124ZM8 168H11L10 166H8ZM37 168V167H36ZM123 168V167H122ZM1 169V171H0V188H1V191H3V192H5V191H7L8 190V188H9V186H10V188H12L14 185H15V183H11L10 185H9V183H6L5 181H6V176H7V180H8V178L10 179V177L9 176H11V174L10 173H12L11 172V170H13L14 168L12 167V169H9V172H7V170H6V167L4 168L5 170H6V172L8 173L7 175H6V173L2 170V168H0ZM22 169L20 170L21 172H22ZM29 169H31V168H29L28 167V170ZM52 169V168H51ZM63 169H65V167L63 168ZM74 169V168H73ZM88 170H89V168H87ZM94 169V168H93ZM93 169L91 170L92 171V173L90 172V174H95L94 172H96V171H94L93 172ZM96 169H99L98 167L96 168ZM95 169V170H96ZM109 169V168H108ZM108 169H106V170H108ZM193 170H196V169H194V167L192 168ZM27 169H25V171H26ZM35 170V169H34ZM40 170V169H39ZM44 170H45V168H44ZM77 170H78V168H77ZM80 171H81V169H79ZM102 170V169H101ZM201 170V169H200ZM15 170H13V173L12 174H14V175H16L17 173H15L14 172ZM19 171V170H18ZM19 171V172H20ZM23 172V173H26V172ZM31 171V170H30ZM99 171V170H98ZM198 171H199V169H198ZM2 172H4L5 173V175L6 176H4V174L2 173ZM29 172V171H28ZM27 172V173H28ZM39 172V171H38ZM36 173L35 172V175L37 174V175H39L40 173ZM47 172V171H46ZM50 172H51V170H50ZM62 172H65L64 170L62 171ZM108 172H109V170H108ZM108 172H106L107 174H108ZM205 172V171H204ZM34 173V172H33ZM57 173V172H56ZM67 173V172H66ZM89 173V172H88ZM99 172H97V174H98ZM105 173V172H104ZM206 173H207V175H206ZM10 174V175H9ZM22 174V173H21ZM46 174V173H45ZM96 174V175H97ZM101 174H103V171H102V173ZM127 174V173H126ZM192 174H194L195 175V179H199V178H196V176H197V174H198V177L202 174V176L204 177V179L205 180H201V182H198V183H201L202 184V181L203 182H207L210 186H214V184H212V183H210L211 181H210V178L212 177V174L211 173H208V172H205V173H203V171H202V173L199 175V173H195V172H192ZM28 175V174H27ZM36 175V176H37ZM43 174L41 173V175H39V176H41V177H38V178H41V179H43L42 177H46V176H42ZM49 175L50 174H48V177H49ZM100 175V174H99ZM105 175V174H104ZM13 176V175H12ZM11 176V179L13 178V179H15V181H13V182H16V180H18L19 178L21 179V177H17L18 179H16V177L15 176H13L12 177ZM16 176H18V175H16ZM24 176V175H23ZM26 176V175H25ZM29 176H32V177H26L27 178V180L28 179H34L35 177H33V175L32 174H29ZM102 176V175H101ZM126 176H128V174L126 175ZM100 177V176H99ZM98 177V178H99ZM50 178H51V176H50ZM50 178H45V180H43L44 182V184H46L47 185V187H46V185H44V187L43 188H48V184H50L49 182V180H47V179H50ZM58 178V177H57ZM77 178H79V177H75V179L73 180V182H75V181H77V183H75V184H77V185H79V183H80V185L82 186V184H83V179L82 180H77ZM103 178V177H102ZM106 178L108 179V178H110V177H107L106 176ZM23 179H25V178H22V180H20L18 183H21L22 182V184H24L23 182H24V180ZM36 179V178H35ZM41 179H37V181L36 182H39ZM80 179H81V177H80ZM100 179V178H99ZM105 180V181H107V182H111L110 184H111V186H112V189H113V186L116 188H114V190L111 192V190L112 189H109V188H111V187H109L108 189L110 190H108L109 192H110V197L111 198H116L118 195H119V192H118V186L119 185H116V183H114V181L115 180H113V182L112 181H110V179L109 180ZM252 179V178H251ZM50 180H52V178L50 179ZM101 180H103V179H101ZM11 180H9V182H10ZM31 181V180H30ZM30 181H26L25 182V185L28 183V182H30ZM34 181V180H33ZM32 181V185L31 184H29V186H27V187H29V188H27V190L28 189H31L32 187H33V183L35 184V182H33ZM47 181H49L48 182V184L47 183H45V182H47ZM53 181V180H52ZM54 181H55V179H54ZM54 181L53 182H51L52 184L54 183ZM79 181V182H78ZM81 181H82V184H81ZM254 181V180H253ZM42 182V181H41ZM41 182L40 183H38L39 185L41 184ZM107 182H104V183H107ZM249 182H251L250 180H249ZM2 183V184H1ZM4 183H6V185L4 184ZM55 183H56V181H55ZM86 183V182H85ZM101 183V182H100ZM103 183V182H102ZM108 183V184H109ZM113 183V184H112ZM9 186H8V185ZM22 184H19V186H21ZM127 185L129 184V183H126ZM32 187H31V186ZM37 185V184H36ZM37 185L38 187V189H40L41 190V188H39V187H42L43 186V184L42 185ZM59 185V184H58ZM89 185V184H88ZM97 186V183H95L94 184V186ZM18 186V185H17ZM19 186L16 188V187H13V189H10V190H13V192H14V190H15V193H17L18 191V193H19V200L21 199V201H18V200H16L17 199V197L14 195V194H12L13 192H11L10 190H8L7 192H9V194H10V192H11V194L10 195H8V194H6V196L8 197V196H12L13 195V197H16L14 200H16V201H18V203H19V205H21L22 206V208H23V210H25L26 212H28L31 216L30 217H32V218H34L35 219V221H33V219H31V218H25V217H27L26 215H28L27 213H26V215H25V217H23L22 215L24 214H21V213H19V211H13L12 210V208L11 207H9V206H5V208H6V212L7 213H9L11 216H13V217H15V218H17L16 220H15V222L14 223H19V219L20 220H22V221H24V223H21L22 224V226L21 227H28V228H23V229H21V231H20V233L19 234H21V235H19V234H16V232H14V229H15V227H14V225L12 224V222L10 221V220H13V219H10L9 220V218H6V221H5V219H3L2 217H1V213H2V211L3 212H5L4 210H0L1 211V213H0V230L2 231V232H6V233H12V235H15V237L16 238H18V239H20V238H25V239H27L28 241H26L28 244H25L28 248H29V250H36V252L37 253H41V255L43 254V255H45V261H46V263L47 264H51L53 261H58L59 259L57 258V257H59V256H62L61 255V253H59V250L58 249H60V248H58V249H56L58 246L59 247H61V248H63V249H70V248H72V249H74V251H77V253L80 255V257L82 258V257H88V258H86V259H89V261L91 260V259H94V258H96L97 259V255H96V253H100L101 251H103V249H101L102 248V246L101 245H103V244H100V243H98V239H99V235H97V233H90V232H88V228H83L81 225H79V223H83L84 224V222L85 223H87V227H89V225L91 226V227H93V226H95L94 228L95 229H102V227L100 226V224L101 223H99L100 221L102 222L103 221V219H100V216L98 217V213L97 212H99V208H98V206H97V212H96V209H91L90 208V205H88L89 206V210H88V214L87 215H82L81 213H82V208L80 209L79 208V206L80 207H82L83 206V202L81 203L82 204V206H81V204H80V202H79V205H78V208L77 209H75L73 212H74V217L75 218H77V220L79 221V223L77 222V221H74L73 219H71L70 218V216L69 215H67V214H65L64 213V210H62L61 209V207L62 206H60V205H58V206H60V209L63 211H57V209H59V207L57 208L56 206L57 205H53L54 203H56L55 201L56 200H54V202H53V200H51L52 202H53V204H51L52 202L49 200V198H51L50 196H48L47 198H46V200L47 201H50V203H48L47 204V202H46V204L44 205L43 203H41V202H39V201H41V200H44L42 197L43 196H41L40 194H38V196H40L42 199L40 200V198L37 196V194L35 195L32 191H30L29 192V190L25 193V191H23V193L21 192L22 191V188H24V186L21 188H19ZM35 186V185H34ZM51 186V185H50ZM50 186H49V188H50ZM87 185L85 184V187H86ZM90 186H92V185H90ZM98 186H99V183H98ZM129 186V185H128ZM31 187V188H30ZM52 187H54V184H53V186ZM56 187V186H55ZM78 187H80V186H78ZM83 187V186H82ZM103 187H104V185H103ZM105 187H107V185L105 186ZM36 188V187H35ZM72 188V187H71ZM123 189H124V187H122ZM122 188H120V190L122 189ZM131 188H132V186H131ZM130 188V189H131ZM7 189V190H6ZM56 189H58V187L56 188ZM97 189H99V187H97ZM105 189V188H104ZM32 190H34V189H32ZM17 191V192H16ZM39 191V190H38ZM37 191V192H38ZM58 191H60V190H57V192ZM61 191H63V189L61 190ZM60 191V192H61ZM100 191H102V190H100ZM107 191V192H108ZM122 191V190H121ZM123 191H125V190H123ZM134 191L135 190H132V193H133V195H135V194H137V193H135L134 194ZM21 192V193H20ZM34 192H36V190L34 191ZM40 192H42V191H40ZM40 192H38V193H40ZM48 192V189H47V191L46 192H44V193H47ZM56 192V193H57ZM77 192V191H76ZM97 192V191H96ZM104 192V191H103ZM102 192V193H103ZM107 192H105L104 194H105V196H104V198L103 199H105V197L107 196L106 194H107ZM108 192V193H109ZM127 192V191H126ZM55 193V192H54ZM67 193H70V192H67ZM101 193V194H102ZM123 192H120V194H122ZM4 194V193H3ZM20 194H25V196H24V201L22 200V198H20ZM43 194V193H42ZM47 194H49V193H47ZM62 194H63V192H62ZM103 194V195H104ZM126 195H127V193H125ZM234 194V193H233ZM44 195H46V194H44ZM50 195V194H49ZM54 195V194H53ZM58 196L60 195V194H57ZM102 195V196H103ZM109 195V194H108ZM123 195V197H124V194H122ZM1 196V195H0ZM51 196H52V194H51ZM57 196V197H58ZM85 196V195H84ZM233 196V195H232ZM72 197V196H71ZM86 197V196H85ZM99 197V196H98ZM126 197V196H125ZM125 197L123 198V200L120 202V200H119V202L121 203V206H119L118 205V207L120 208V212H119V208H118V211L117 212H119L118 214H120V215H118V217L119 216H121V213H122V216H123V214H124V212H126L127 210L128 211H133L134 212V214L135 213H138L139 214V211L137 210V205L135 204V201H134V199H133V201H132V199H125ZM12 198V197H11ZM11 198H10V201H11ZM60 198V197H59ZM67 198V197H66ZM95 198H96V201H97V195L95 196ZM110 198V199H111ZM12 199V201H14ZM36 199H39L38 201L36 200ZM52 199H54V197H52ZM93 200H94V198H92ZM108 199V202H109V197L107 196L106 197V199L105 200H107ZM117 199H119L118 197H117ZM6 200V199H5ZM8 200V199H7ZM92 200V201H93ZM114 200V199H113ZM116 200V199H115ZM231 200V199H230ZM233 200V199H232ZM235 200V199H234ZM248 200V199H247ZM246 200V201H247ZM11 201V204L13 203ZM82 201V200H81ZM89 201H90V198H89ZM95 201V200H94ZM95 201V202H96ZM104 201V200H103ZM110 201H112V200H110ZM21 202V203H20ZM99 202V200L97 201V203ZM244 202V201H243ZM60 203V202H59ZM94 203V202H93ZM100 203V202H99ZM107 203V202H106ZM111 203V202H110ZM115 205H114V207L117 205V201H115ZM15 204H17V203H15L14 202V205ZM109 203H107V205H108ZM259 204V203H258ZM7 205H10V204H7ZM14 205H12V207L14 206ZM18 205V206H19ZM86 205H87V203H86ZM85 205V206H86ZM101 205V204H100ZM99 205V206H100ZM112 205V204H111ZM110 205V207L112 208V206ZM15 206H17V205H15ZM67 207V206H66ZM95 207V206H94ZM108 208H109V206H107ZM106 207V209H108ZM21 208V209H22ZM53 208H56V210L55 209H53ZM63 208V207H62ZM101 208H103V207H101L100 206V209ZM130 208V209H129ZM0 209H2V206H1V208ZM17 209V208H16ZM19 209V208H18ZM104 209H105V206H104ZM104 209L102 210L103 211V213H106L107 211L105 210V212H104ZM20 210V209H19ZM52 210H54V211H57V213L56 212H53ZM112 211L113 209H110L109 208V211ZM85 211V210H84ZM87 211V210H86ZM110 211V212H111ZM116 211V210H115ZM121 211H123V212H121ZM20 212H22V210H20ZM92 212H93V215H92ZM113 212H114V210H113ZM142 212V211H141ZM56 213V214H55ZM80 213V214H79ZM95 213H96V215H95ZM100 213V212H99ZM102 213V214H103ZM109 213V212H108ZM108 213L107 214H105L106 216H107V219L106 220H108V217H109V215H108ZM112 213V212H111ZM129 213H131V212H129ZM128 212H127V216H129L128 214H129ZM3 214V213H2ZM6 214V213H5ZM8 214V215H9ZM71 215V214H70ZM101 215V214H100ZM105 215H101V218L103 217V216H105ZM112 216L113 215H116V213L115 214H111ZM111 215H110V217H111ZM124 215H126V213L124 214ZM133 215V213L132 214H130V216H132ZM105 216V217H106ZM127 216H124V218L123 219H125V218H129L130 220L132 219V221H133V217H127ZM5 217H6V215H5ZM263 217V216H262ZM104 218V217H103ZM115 218V217H114ZM138 219V218H137ZM111 219L109 218V221H110ZM14 221V220H13ZM91 221L93 222V224H91ZM118 221V220H117ZM121 221H124V220H121ZM125 221H126V219H125ZM28 222H31V224L30 223H28ZM104 223H108L109 224V222H107V221H103ZM111 222V221H110ZM99 223V224H98ZM116 223V222H115ZM118 223V222H117ZM120 223V222H119ZM126 223V222H125ZM124 223V224H125ZM97 224H98V226H97ZM107 224V225H108ZM126 225V224H125ZM255 225V224H254ZM18 226V225H17ZM105 226V225H104ZM119 226V225H118ZM117 226V227H118ZM129 226H131V225H129ZM135 226V225H134ZM108 227V226H107ZM116 226H114L113 224H111V233L113 234L114 232H117V230H116V228H117ZM121 227V226H120ZM126 228V227H125ZM18 229V228H17ZM16 229V230H17ZM110 230V229H109ZM125 231V230H124ZM121 232V231H120ZM129 232V231H128ZM128 232L126 231V234H128ZM84 233H86V234H84ZM125 233V232H124ZM38 234V237L40 236V235H42V237L43 236H47V240L45 241L43 238L42 239H40V242L38 241L36 244H33L34 242H32V239L31 238H33V237H35L36 235ZM11 235V234H10ZM23 235H25V237L23 236ZM117 235V234H116ZM123 237V236H122ZM130 237H131V235H130ZM132 237H134V236H132ZM53 238H54V240L56 241V242H54V240H53ZM37 239V238H36ZM39 239V238H38ZM123 239V238H122ZM15 240V239H14ZM129 240L130 239H128L127 238V243L129 244ZM131 241V240H130ZM137 241V240H136ZM22 245H23V243H21ZM121 244H123V246H126V245H128V244H126V245H124V242L122 243L121 242ZM69 245V247L70 248H67V246ZM130 245V244H129ZM135 245H133V247H134ZM132 249H133V247H132V245L130 246ZM130 247L128 246V248L130 249ZM105 249H107L106 247H104ZM127 248V247H126ZM63 251V250H62ZM62 251H60V252H62ZM72 251V250H71ZM90 251H92V253L94 252V255H92V256H90ZM132 251V250H131ZM133 251H135V250H133ZM69 252V251H68ZM68 252H67V254H68ZM104 253L105 252H110L109 250H105V251H103ZM76 253V254H77ZM90 253V254H89ZM132 253V252H131ZM63 254V253H62ZM107 254V253H106ZM66 254H64V256H65ZM68 256V255H67ZM99 256V255H98ZM79 257V256H78ZM77 256H76V258H78ZM101 256H99L98 257V261H99V258H100ZM64 258V257H63ZM68 258V261L69 260H71V257H67ZM67 258H65L66 260L65 261H67ZM112 258V257H111ZM64 260V259H63ZM79 260V259H78ZM83 260L85 261V258H83ZM95 260V259H94ZM115 260V259H114ZM61 259L59 260V262L61 263ZM72 261V260H71ZM70 261V262H71ZM97 261V262H98ZM63 262V261H62ZM86 262V261H85ZM66 263V262H65ZM75 263V262H74ZM86 263H88V260H87V262ZM69 264V263H68Z\"/></svg>",
    "mask_w": 264,
    "mask_h": 264
},
{
    "label": "snow or ice",
    "instance_id": "3",
    "mask_svg": "<svg viewBox=\"0 0 264 264\" xmlns=\"http://www.w3.org/2000/svg\"><path fill=\"white\" fill-rule=\"evenodd\" d=\"M18 2H19V0H18Z\"/></svg>",
    "mask_w": 264,
    "mask_h": 264
}]
</instances>
